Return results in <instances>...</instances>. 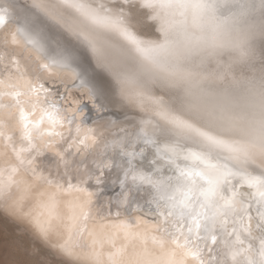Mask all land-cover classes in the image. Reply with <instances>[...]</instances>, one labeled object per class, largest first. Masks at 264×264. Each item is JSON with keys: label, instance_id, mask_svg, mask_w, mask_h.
Returning a JSON list of instances; mask_svg holds the SVG:
<instances>
[{"label": "snow or ice", "instance_id": "snow-or-ice-1", "mask_svg": "<svg viewBox=\"0 0 264 264\" xmlns=\"http://www.w3.org/2000/svg\"><path fill=\"white\" fill-rule=\"evenodd\" d=\"M0 215L62 264H264V0H0Z\"/></svg>", "mask_w": 264, "mask_h": 264}, {"label": "rangeland", "instance_id": "rangeland-1", "mask_svg": "<svg viewBox=\"0 0 264 264\" xmlns=\"http://www.w3.org/2000/svg\"><path fill=\"white\" fill-rule=\"evenodd\" d=\"M16 243H22L27 249L28 259L39 260L43 264H62L61 257L53 254L21 223L0 215V264H14L22 257L17 254Z\"/></svg>", "mask_w": 264, "mask_h": 264}, {"label": "bare ground", "instance_id": "bare-ground-1", "mask_svg": "<svg viewBox=\"0 0 264 264\" xmlns=\"http://www.w3.org/2000/svg\"><path fill=\"white\" fill-rule=\"evenodd\" d=\"M30 2V0H29ZM52 2H56V0H52ZM67 19H68V24L64 25L62 27V30L67 32L69 27L71 26H75L78 23L75 22V18H77L75 16V14L73 13H66L65 14ZM147 35H149L147 33ZM147 35H145L144 37H148ZM103 37H105L104 41H108L109 44L111 45V47L108 48L107 52H106V57L110 60L113 61L115 63V65L117 67H119L120 65H123L126 70H128L129 72H135L137 71L135 62L131 61L130 59H126L125 54H124V49L127 47L126 42H124L121 38L112 35V34H102ZM151 37V35H149ZM105 79L107 80H112V77L109 76L108 74H105ZM131 107V111L133 113H138L140 110L134 106H130ZM23 227H25L26 229L29 230L28 226L26 224H23ZM30 231V230H29Z\"/></svg>", "mask_w": 264, "mask_h": 264}, {"label": "water", "instance_id": "water-1", "mask_svg": "<svg viewBox=\"0 0 264 264\" xmlns=\"http://www.w3.org/2000/svg\"><path fill=\"white\" fill-rule=\"evenodd\" d=\"M83 2H85V3H92L93 0H83ZM75 22H77L78 24L80 23V21L78 20V18H75ZM149 24L151 25V27H145V26H139L138 25V26H135L133 28V31L136 32L137 36H139L144 41L156 40L158 38V36H159V33H157L155 31L154 22H149ZM147 33L149 35H151V37L149 35H147ZM102 34L103 33H101V35H100V39L101 40H104L105 37H103ZM145 35H147L148 37H144Z\"/></svg>", "mask_w": 264, "mask_h": 264}]
</instances>
